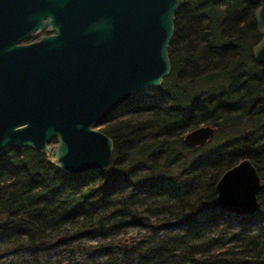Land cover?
I'll return each mask as SVG.
<instances>
[{
    "label": "trees",
    "instance_id": "trees-1",
    "mask_svg": "<svg viewBox=\"0 0 264 264\" xmlns=\"http://www.w3.org/2000/svg\"><path fill=\"white\" fill-rule=\"evenodd\" d=\"M256 8L253 0L183 1L173 14L168 76L98 128L112 142L102 173L69 176L29 148H5L0 261L27 253L37 264L38 254L58 248L99 258L93 264H264V224L254 230L225 217L213 193L220 175L246 159L260 182L248 218L263 213L264 67L251 57L260 39ZM199 126L213 135L201 147L184 145L183 135Z\"/></svg>",
    "mask_w": 264,
    "mask_h": 264
},
{
    "label": "water",
    "instance_id": "water-1",
    "mask_svg": "<svg viewBox=\"0 0 264 264\" xmlns=\"http://www.w3.org/2000/svg\"><path fill=\"white\" fill-rule=\"evenodd\" d=\"M183 1L0 0V155L29 148L66 175L102 173L112 142L97 128L168 76L173 14ZM253 1L260 39L251 57L264 67V0ZM43 31L48 35L20 45ZM213 133L199 126L182 142L201 147ZM259 191L246 159L213 187L217 209L238 217L256 212Z\"/></svg>",
    "mask_w": 264,
    "mask_h": 264
},
{
    "label": "rangeland",
    "instance_id": "rangeland-1",
    "mask_svg": "<svg viewBox=\"0 0 264 264\" xmlns=\"http://www.w3.org/2000/svg\"><path fill=\"white\" fill-rule=\"evenodd\" d=\"M38 36L35 37V40ZM34 41L33 39L25 40L24 42ZM98 130V128H97ZM264 200V197H263ZM263 213L256 215L254 218L248 217H238L241 223L249 225L252 229L256 230V223L264 224V201L262 204ZM225 217H231L225 216ZM136 233L135 229L129 228L126 231V236H133ZM143 233V232H141ZM74 241H70L69 246L74 245ZM85 243H93V240H86ZM99 258L88 257L85 253L80 252H68L67 250H62L58 248H53L48 252H43L37 256V264H93L97 263ZM0 264H34L31 262V258L27 253H16L6 256L0 261Z\"/></svg>",
    "mask_w": 264,
    "mask_h": 264
},
{
    "label": "flooded vegetation",
    "instance_id": "flooded-vegetation-1",
    "mask_svg": "<svg viewBox=\"0 0 264 264\" xmlns=\"http://www.w3.org/2000/svg\"><path fill=\"white\" fill-rule=\"evenodd\" d=\"M47 35H48V33H46L45 31H43L40 35H32L31 38H29V40L34 38V41L32 40V41H30V42H26V43L23 41L22 43H20V45H25V44H28V43H31V42H35V41H37L40 37H42V36H47ZM36 36H38V38L35 40V37H36ZM27 40H28V39H27ZM248 217H249V216H248ZM244 218H245V217H244Z\"/></svg>",
    "mask_w": 264,
    "mask_h": 264
}]
</instances>
